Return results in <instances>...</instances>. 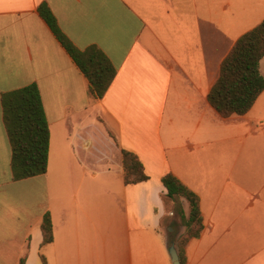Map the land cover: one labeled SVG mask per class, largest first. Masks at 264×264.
Masks as SVG:
<instances>
[{
  "label": "crops",
  "instance_id": "crops-1",
  "mask_svg": "<svg viewBox=\"0 0 264 264\" xmlns=\"http://www.w3.org/2000/svg\"><path fill=\"white\" fill-rule=\"evenodd\" d=\"M43 5L75 46L98 47L117 69L103 99ZM263 21L264 0H0V264H173L168 174L201 200L205 228L186 264H264V92L226 119L208 100L223 61ZM33 84L49 167L16 181L2 97ZM123 150L149 181L125 184Z\"/></svg>",
  "mask_w": 264,
  "mask_h": 264
},
{
  "label": "trees",
  "instance_id": "trees-1",
  "mask_svg": "<svg viewBox=\"0 0 264 264\" xmlns=\"http://www.w3.org/2000/svg\"><path fill=\"white\" fill-rule=\"evenodd\" d=\"M40 14L89 81L91 97L103 99L117 76L113 63L96 46L85 50L75 46L58 27L47 5L40 7ZM263 59L264 21L241 37L222 63L219 79L208 96L209 103L222 118L244 116L254 107L264 92ZM2 106L13 153L14 179L20 181L45 175L49 167L51 132L39 87L33 84L5 94ZM122 153L125 184L137 185L149 181L140 158L127 150ZM162 182L166 198L175 206L176 221L172 227L181 263L186 264L189 243L200 238L205 228L201 200L173 174L166 175ZM184 203L188 210L184 208ZM42 233L44 244L53 242V222L49 213L44 217ZM42 261L48 264L44 257Z\"/></svg>",
  "mask_w": 264,
  "mask_h": 264
},
{
  "label": "water",
  "instance_id": "water-1",
  "mask_svg": "<svg viewBox=\"0 0 264 264\" xmlns=\"http://www.w3.org/2000/svg\"><path fill=\"white\" fill-rule=\"evenodd\" d=\"M170 254H171V257L173 260V264H182L180 257H179V253H178L177 248H176V240H173V242L171 244Z\"/></svg>",
  "mask_w": 264,
  "mask_h": 264
},
{
  "label": "rangeland",
  "instance_id": "rangeland-1",
  "mask_svg": "<svg viewBox=\"0 0 264 264\" xmlns=\"http://www.w3.org/2000/svg\"><path fill=\"white\" fill-rule=\"evenodd\" d=\"M173 206H174V205H173ZM174 207H175V206H174ZM174 207H173V208H174ZM187 207H188V206H187V204H186V203H184V208H187Z\"/></svg>",
  "mask_w": 264,
  "mask_h": 264
}]
</instances>
